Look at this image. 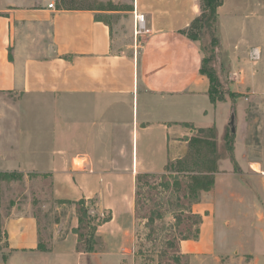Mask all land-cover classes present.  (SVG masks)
Wrapping results in <instances>:
<instances>
[{"label":"crops","instance_id":"0c3cea01","mask_svg":"<svg viewBox=\"0 0 264 264\" xmlns=\"http://www.w3.org/2000/svg\"><path fill=\"white\" fill-rule=\"evenodd\" d=\"M98 12L0 0V125L9 115L21 125V96L33 124L28 153L20 127L6 138L18 140L14 153L0 148V168L47 173L50 198L61 205L52 211L42 197L39 212L33 199H16L3 215L0 264H135L136 175L166 171L200 129L224 127L226 102L210 100L200 42L181 33L200 14L199 0H133L132 26L144 13L149 31L127 40ZM36 107L45 110L37 122ZM236 143L235 135L234 155ZM256 146L243 150V163L235 157L237 172L220 159L214 186L193 204L203 218L199 236L180 242L190 264H264V139ZM83 198L112 213L90 253L77 250L75 205L58 202Z\"/></svg>","mask_w":264,"mask_h":264},{"label":"rangeland","instance_id":"374dc122","mask_svg":"<svg viewBox=\"0 0 264 264\" xmlns=\"http://www.w3.org/2000/svg\"><path fill=\"white\" fill-rule=\"evenodd\" d=\"M55 1L57 3L60 2L62 6L96 7L99 9L98 17L116 25L115 28L126 40L130 39L131 36H136L134 25L132 26L130 22L131 13L129 12L133 10V0ZM199 41L204 56L210 55L212 57L210 64L215 67L222 83V91L227 97L225 101V124L223 128L220 126L221 130L216 125H213L216 130L215 137L217 142H221L225 136L231 133L232 125L230 120L231 115L234 113L235 135L237 137L235 157L243 163V150L247 151V145L254 144L255 150L260 152L261 148L256 145L261 139H264V0H224L218 9L216 30L214 32L205 31ZM17 100H21L23 103L21 125L18 126L14 123V119L10 115L8 118L6 116L3 117V119L6 118L8 120H3L5 122L0 125V130L5 134L4 139L0 141L3 144L0 148L5 150L6 153H14V148L16 147L10 144L16 145L18 140L7 141L6 138L18 137L19 128L22 127V153L26 154L28 153V144L31 143V140L28 139L29 133L33 129L30 118L29 98L21 96ZM59 100H61V97L49 98V102H57ZM37 110L39 109L36 107L31 116L33 117L37 114L35 116L36 122L39 121L38 112H45V110L41 112ZM55 114L57 115L56 112ZM54 117L55 121H58V116ZM47 127V129L52 130L51 122L48 123ZM198 135L203 137L200 131L196 133V136ZM41 143L43 145L47 144V139L39 141V144ZM252 149L254 150L253 146ZM209 167V148L205 143L195 142L191 144L189 154L184 156V162L177 164L176 168L177 170H180V168L194 170L196 173L205 171ZM0 172H20L22 177H15L0 182L1 245L5 241L3 215L6 214L16 199H19V202L22 203L33 199L39 212L40 210L43 211L41 209L42 197L52 211H55V208L61 205L50 198L51 181L47 173L35 170L4 171L1 168ZM175 173H179L178 175L184 181L191 174L190 172ZM144 190L147 191V186L144 187ZM144 197L148 212H153V209L161 205L164 216L162 219L155 221L153 226H148L147 220L136 218L135 216V264H163L160 257L164 250L170 249L167 243L175 239V217L180 214L179 208H181L182 200H179L180 197L177 194H171L170 191L163 188L158 189L156 193L148 194L145 192ZM90 211L96 217L108 215V212L102 211L95 204L90 205ZM45 218L46 221H50L48 214H45ZM182 225L186 224L182 223ZM262 226L264 227V221ZM47 233L48 235L50 234L49 231ZM247 259H250V256L247 255Z\"/></svg>","mask_w":264,"mask_h":264},{"label":"trees","instance_id":"16d2710c","mask_svg":"<svg viewBox=\"0 0 264 264\" xmlns=\"http://www.w3.org/2000/svg\"><path fill=\"white\" fill-rule=\"evenodd\" d=\"M200 14L194 18L191 24L181 30V33L187 35L194 41H199L205 31L214 32L218 25V9L224 0H199ZM200 42V41H199ZM201 46V44H200ZM202 49V47H201ZM203 51V49H202ZM212 57L206 55L202 61L201 72L208 76L210 80V100L213 103L218 101H226V95L222 91V83L216 72L215 67L210 64ZM203 137H193L191 144L202 142L209 148L210 167L202 172H194L180 168L177 170V164L184 162V157L175 161H170L166 167V171L158 172H140L136 175L135 186V216L143 220H147L148 226H153L154 222L163 218L162 206L158 203V207L153 212L146 210L147 203L145 201V192L148 194L158 192V189L170 191L171 194H177L179 200H182L179 208V215H176V235L174 240L169 241L166 249L162 252L161 263L163 264H189L188 256L180 250V242L184 239H196L199 236V227L202 223V215L193 211V204L200 200L203 191L210 190L215 184V173L219 171L218 160L230 159L234 166V171H239V165L234 155V137L232 132L224 137V140L217 142L215 137V127L202 128L199 130ZM202 138V139H201ZM202 140V141H201ZM175 172H190L187 180L184 181ZM22 178L20 172H0V182L2 180H10L12 178ZM147 186V191L144 187ZM59 203H73L76 208L78 217V226L74 232L78 236L77 250L78 252H93L96 249L97 230L98 227L112 219V213L103 217H96L91 214L90 205L92 200L85 198L78 201H58ZM184 217V218H183ZM58 219V218H57ZM186 221V222H185ZM185 223L186 225H182ZM39 247L48 250V242L43 243L40 236Z\"/></svg>","mask_w":264,"mask_h":264},{"label":"built area","instance_id":"2783aa9c","mask_svg":"<svg viewBox=\"0 0 264 264\" xmlns=\"http://www.w3.org/2000/svg\"><path fill=\"white\" fill-rule=\"evenodd\" d=\"M49 7L53 8L54 3H50ZM134 30L136 35H141L149 31L146 21V15L144 13L135 14Z\"/></svg>","mask_w":264,"mask_h":264},{"label":"water","instance_id":"95a60500","mask_svg":"<svg viewBox=\"0 0 264 264\" xmlns=\"http://www.w3.org/2000/svg\"><path fill=\"white\" fill-rule=\"evenodd\" d=\"M230 124L232 125V132L235 133L236 132V127H235V114L233 113L231 115V120H230Z\"/></svg>","mask_w":264,"mask_h":264},{"label":"bare ground","instance_id":"6f19581e","mask_svg":"<svg viewBox=\"0 0 264 264\" xmlns=\"http://www.w3.org/2000/svg\"><path fill=\"white\" fill-rule=\"evenodd\" d=\"M79 163H80V161H79Z\"/></svg>","mask_w":264,"mask_h":264}]
</instances>
